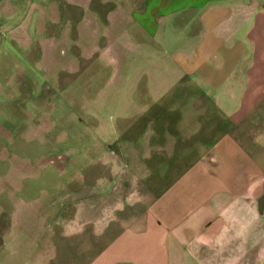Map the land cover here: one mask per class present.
I'll return each instance as SVG.
<instances>
[{
	"label": "crops",
	"instance_id": "obj_1",
	"mask_svg": "<svg viewBox=\"0 0 264 264\" xmlns=\"http://www.w3.org/2000/svg\"><path fill=\"white\" fill-rule=\"evenodd\" d=\"M92 2L166 51L51 244L9 229L0 264H264V0Z\"/></svg>",
	"mask_w": 264,
	"mask_h": 264
},
{
	"label": "rangeland",
	"instance_id": "obj_2",
	"mask_svg": "<svg viewBox=\"0 0 264 264\" xmlns=\"http://www.w3.org/2000/svg\"><path fill=\"white\" fill-rule=\"evenodd\" d=\"M93 4L0 0V236L32 247L51 244L55 218L69 214L60 204L87 197L136 114L129 89L166 51L135 26H105Z\"/></svg>",
	"mask_w": 264,
	"mask_h": 264
}]
</instances>
